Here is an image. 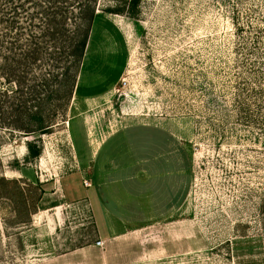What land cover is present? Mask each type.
<instances>
[{
  "label": "rangeland",
  "instance_id": "374dc122",
  "mask_svg": "<svg viewBox=\"0 0 264 264\" xmlns=\"http://www.w3.org/2000/svg\"><path fill=\"white\" fill-rule=\"evenodd\" d=\"M104 2L126 13L97 14L49 134L0 125V264H264V0ZM98 125L115 157L160 136L138 127L176 131V214L100 236L87 195Z\"/></svg>",
  "mask_w": 264,
  "mask_h": 264
},
{
  "label": "trees",
  "instance_id": "16d2710c",
  "mask_svg": "<svg viewBox=\"0 0 264 264\" xmlns=\"http://www.w3.org/2000/svg\"><path fill=\"white\" fill-rule=\"evenodd\" d=\"M112 2L0 0V125L12 135L49 134L75 93L97 14L126 13ZM26 147L39 158L40 146Z\"/></svg>",
  "mask_w": 264,
  "mask_h": 264
},
{
  "label": "crops",
  "instance_id": "0c3cea01",
  "mask_svg": "<svg viewBox=\"0 0 264 264\" xmlns=\"http://www.w3.org/2000/svg\"><path fill=\"white\" fill-rule=\"evenodd\" d=\"M121 128L129 132V127ZM138 130L160 136L134 144L127 157H115L122 154L119 145L109 149L105 144L110 138L108 127L98 125L91 130L96 136L90 140L96 141V148L90 153L87 195L95 227L100 236L108 240L145 229L178 210L177 133L161 131V127L152 125L138 127ZM66 191L74 192L70 197L78 195L70 187ZM109 258L108 255L104 259Z\"/></svg>",
  "mask_w": 264,
  "mask_h": 264
},
{
  "label": "built area",
  "instance_id": "2783aa9c",
  "mask_svg": "<svg viewBox=\"0 0 264 264\" xmlns=\"http://www.w3.org/2000/svg\"><path fill=\"white\" fill-rule=\"evenodd\" d=\"M96 245H97V246H100V245H101V242H97Z\"/></svg>",
  "mask_w": 264,
  "mask_h": 264
}]
</instances>
